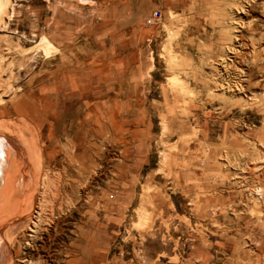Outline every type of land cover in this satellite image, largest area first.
<instances>
[{
  "label": "rangeland",
  "instance_id": "rangeland-1",
  "mask_svg": "<svg viewBox=\"0 0 264 264\" xmlns=\"http://www.w3.org/2000/svg\"><path fill=\"white\" fill-rule=\"evenodd\" d=\"M11 1L0 147L15 137L21 214H50L26 263L264 264V0ZM221 72L245 90L219 91ZM115 129L140 164L130 187ZM10 208L4 238L28 235Z\"/></svg>",
  "mask_w": 264,
  "mask_h": 264
},
{
  "label": "bare ground",
  "instance_id": "bare-ground-1",
  "mask_svg": "<svg viewBox=\"0 0 264 264\" xmlns=\"http://www.w3.org/2000/svg\"><path fill=\"white\" fill-rule=\"evenodd\" d=\"M242 2H239L237 3V6L240 10V12H243L244 9H245V6L243 4L242 6ZM12 1L11 0H0V39H8V35L5 34L4 32H2L6 26V20L5 18H7V16L10 14V9L12 8ZM247 8V7H246ZM12 10V9H11ZM256 24V23H255ZM254 24V25H255ZM243 25H246V22H243V21H239L238 23V26H235V28L237 29V33L240 32V29ZM249 25V24H248ZM253 31V29H252ZM242 33V32H241ZM263 33V32H262ZM261 33V34H262ZM236 34V33H235ZM255 34V33H254ZM258 34V32H257ZM260 34V35H261ZM239 36H242V35H239V34H236L235 35V39H239ZM263 36V35H262ZM261 38V37H260ZM252 39V37H251ZM264 39V38H262ZM255 38L254 40L251 41V43L253 44H257L255 42ZM236 41V40H235ZM259 41V40H258ZM252 44V45H253ZM243 45L244 46H247L248 43L247 42H243ZM7 50H9L7 48ZM229 52V50L227 51ZM231 53V52H230ZM251 54H253V56L255 58L259 57L260 53L257 51V49L254 48V50H252L250 52ZM248 55V54H247ZM228 56V54L226 55ZM236 56V54L234 53L233 55L229 54V58H234ZM238 56V55H237ZM240 56V55H239ZM224 58V57H223ZM226 58V57H225ZM242 58V57H241ZM231 60V59H230ZM262 66V64L260 65V67ZM264 66V65H263ZM7 67V66H5ZM10 67V66H9ZM259 67V68H260ZM261 69H263L261 67ZM2 70V69H0ZM8 70V69H6ZM264 70V69H263ZM1 72V71H0ZM7 72V71H6ZM3 73V72H2ZM9 75V76H8ZM7 77L8 78H11L13 75L12 73L8 74ZM225 75L222 74H219V77H220V81H218V84H216V87L218 86L219 88V91L221 90H242L244 91L245 89L243 88V84H241V82L239 81H230V80H227V78L224 77ZM223 78V79H221ZM2 80V78H0ZM12 79V78H11ZM243 79V78H241ZM1 80H0V99L4 100V90L2 89V84H1ZM8 80V79H7ZM223 81V82H221ZM4 82V81H2ZM5 84V82H4ZM3 84V85H4ZM6 86V85H5ZM15 87V86H14ZM217 88V89H218ZM19 90V89H18ZM16 91V90H15ZM30 107L27 108V110H29ZM13 139L14 141H16L15 137H12L10 135V139H7L3 142V144H1V147H0V177L2 176L1 173H3L5 171V177L3 176V179H4V186L3 188L1 189L0 191V218H1V215L3 213H6L4 212V208L6 206L9 207V205L11 206V208H15V214H13L12 212H9L6 214V216L9 214H11V217L13 219H15L14 222H17L16 219L18 218V223L20 222L19 225H22V227L25 228L26 231H29L28 235L27 234H20L16 233V232H12V235H8V239L4 238L3 236V233H4V226L2 229H0V235L3 236V239L5 240L6 239V254H7V257H5L3 260L4 262H7V264H27L26 263V258L28 256L27 254V249L28 248H33L34 246L37 245L38 241L41 240V237H42V234H43V230H44V227H43V222L46 220L45 217L47 216H50L49 214V211L48 212H40V214L38 213L35 217V219L33 218V215L32 213H29L26 214V213H23V215L21 214L22 212H24L16 201L12 200V189L10 187V184H11V176H10V171L11 169L13 170L14 172V169L16 167V164L14 163L16 161V159L13 161V151H12V147L15 146L14 142H13ZM1 140V139H0ZM4 140V139H3ZM2 140V141H3ZM19 141V140H18ZM20 142V141H19ZM2 143V142H1ZM17 145V144H16ZM21 145V144H20ZM22 146V145H21ZM20 146V147H21ZM18 147V146H16ZM15 148V147H14ZM20 151V150H19ZM23 152V150H22ZM21 152V153H22ZM16 154V157L17 155H20V154H17V153H14ZM24 155V154H23ZM22 155V156H23ZM20 157V156H19ZM18 157V158H19ZM20 159V158H19ZM18 159V161H19ZM36 160V159H35ZM17 162V161H16ZM23 163V162H22ZM24 165V164H23ZM17 175V174H16ZM53 186V185H52ZM259 188V187H258ZM261 190V189H260ZM262 191V190H261ZM256 192V191H255ZM258 192V191H257ZM262 193V192H261ZM259 194V193H258ZM18 198V197H17ZM258 198V197H257ZM60 205V204H59ZM55 207V206H54ZM58 207V206H57ZM10 208V209H11ZM12 208V209H13ZM60 209V207H59ZM26 210V209H25ZM58 210V209H57ZM7 211V210H6ZM12 211V210H11ZM27 211V210H26ZM61 212V211H60ZM54 213V212H53ZM52 214V213H51ZM11 218V220H12ZM8 219V218H7ZM4 220V219H2ZM10 220V218L8 219ZM2 223V221H1ZM7 223V221H6ZM5 223V224H6ZM22 223V224H21ZM4 224V223H3ZM16 224V223H15ZM14 224V225H15ZM2 226V225H0ZM18 226V225H17ZM8 227V225L6 226V228ZM13 227V226H12ZM11 227V228H12ZM9 229V228H8ZM13 229V228H12ZM17 229V228H16ZM10 230V229H9ZM8 230V231H9ZM48 230V229H47ZM46 230V231H47ZM10 232V231H9ZM15 233V234H14ZM8 234V233H6ZM29 236V237H28ZM43 238V237H42ZM19 245L20 247V250L14 255L13 254V251L16 249V246ZM78 253V252H77ZM45 256H42V255H39L36 259H29V264H48L46 259L43 258Z\"/></svg>",
  "mask_w": 264,
  "mask_h": 264
},
{
  "label": "crops",
  "instance_id": "crops-1",
  "mask_svg": "<svg viewBox=\"0 0 264 264\" xmlns=\"http://www.w3.org/2000/svg\"><path fill=\"white\" fill-rule=\"evenodd\" d=\"M136 94H138L136 96ZM140 90L138 89L137 92L134 94L136 97L128 98V99H121L119 97V93L115 92V112L118 110V104L122 103L126 107L135 106L137 99L140 95ZM118 95V96H117ZM121 101V102H118ZM138 104V103H136ZM118 131L115 129V175L120 176L118 179L119 186H124L127 184L128 187L131 185V179L127 178L132 172H134L137 167L140 165L137 163L138 157H136L132 152H127L128 145L125 143L126 141L123 140L121 136L118 135ZM120 158L121 161L117 162L116 159ZM142 159V158H141ZM144 160V158H143ZM136 172V171H135Z\"/></svg>",
  "mask_w": 264,
  "mask_h": 264
},
{
  "label": "built area",
  "instance_id": "built-area-1",
  "mask_svg": "<svg viewBox=\"0 0 264 264\" xmlns=\"http://www.w3.org/2000/svg\"><path fill=\"white\" fill-rule=\"evenodd\" d=\"M162 18V12L161 10L155 9L146 19V22L148 25H153L157 22H159Z\"/></svg>",
  "mask_w": 264,
  "mask_h": 264
}]
</instances>
